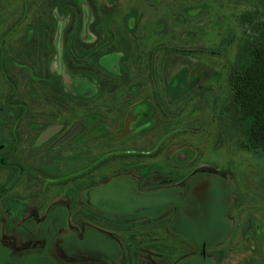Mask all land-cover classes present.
<instances>
[{
	"label": "rangeland",
	"instance_id": "1",
	"mask_svg": "<svg viewBox=\"0 0 264 264\" xmlns=\"http://www.w3.org/2000/svg\"><path fill=\"white\" fill-rule=\"evenodd\" d=\"M77 1L56 0L53 4L51 0H0V51L8 59L33 66L37 46L38 65L44 73L54 53L56 34V20L50 7L73 6L71 15L67 12L64 16L71 23H80L82 15L75 9ZM83 1L96 8L93 15L96 26L92 32L95 30L101 42L110 40L104 47L106 50H117L127 56L124 71L133 75L131 84L120 85L114 77L113 83L108 84L115 92L118 88L119 91L127 88L117 100L121 107L112 111L115 121L122 119L127 107L147 103L151 115L146 120L154 122L141 138L130 142L138 149L153 147V156L138 158L131 164L122 159L117 166L125 170L126 175L136 178L141 192L161 194L185 183H189L191 192L180 201L183 208L175 209L169 203L152 210L144 207L143 214H153L150 217L153 224L137 218V230L133 234L116 235L122 247V260L103 258L102 252L109 256L114 246L83 235L79 201L81 174L72 184L55 182L69 171H81L82 158L76 155L79 151L76 139L52 159L44 158L43 153L40 158H30L25 164V174L11 185L9 201L0 204V261L5 254L2 240L19 242L20 238H13L14 230L27 225L28 220L40 219L41 208L46 210L58 204L72 211L67 221L69 228L76 230L79 238L89 241L86 244L76 239L71 241L79 248L88 246L92 250L80 249L84 256L77 254L76 258L126 264L129 259L124 245L132 241V264H264V154L247 152L235 141L224 142L218 121L219 103L231 96L227 67L234 58L235 43L228 42L237 30L236 17L244 8L230 0ZM30 30H33L31 39L34 40L24 43L30 38ZM70 46L68 41L67 56ZM75 48V54L80 56L77 46ZM119 59L113 55L105 60L104 66L113 70ZM94 60L90 56L84 62L93 68ZM72 68L74 72L80 70ZM5 84L6 80L0 77V100L4 103V95L9 91ZM21 86L15 97L25 96L34 115L36 103L31 91L38 87L25 83ZM129 86L134 90L130 91ZM41 99L46 100L47 112L43 115L46 118L41 119L43 124H48L49 117L58 113L60 104L55 112L54 101L44 99L43 94ZM72 102L77 117L81 110L77 109L75 99ZM9 114L8 117L0 115L2 135L7 124H12L16 112ZM75 117L73 123L77 121ZM29 123L24 125L25 136L33 140L36 133ZM116 130L117 135L119 127ZM160 142L163 149L156 152ZM189 153L191 160H176L178 155ZM55 165L63 172L51 173ZM7 169L0 164V187L3 184L8 187L13 178L14 174L9 175ZM46 178L53 183L45 184ZM174 194L177 196L178 191ZM70 197L74 198V203L70 202ZM13 198L21 202H14ZM16 218L18 220L14 221ZM202 243L205 254L201 257L193 251ZM24 264H48V261L32 260Z\"/></svg>",
	"mask_w": 264,
	"mask_h": 264
},
{
	"label": "flooded vegetation",
	"instance_id": "2",
	"mask_svg": "<svg viewBox=\"0 0 264 264\" xmlns=\"http://www.w3.org/2000/svg\"><path fill=\"white\" fill-rule=\"evenodd\" d=\"M54 1L56 0H51L53 4ZM86 2L78 0L75 4V9L82 15L80 23H71L67 20V16H64L67 12L71 15L73 6L62 9H58L57 6L50 7L51 14L56 20V34L53 40L54 53L44 73L38 65L40 56L37 46L33 66L27 62L20 64L8 59L4 52L0 51V77L6 80V89H9L4 95L5 103L0 100V115L8 117L10 111L16 112L13 114L15 118H11L12 124H7V130L3 135L0 134V164L7 166L9 175L14 174L8 187L5 184L0 187V204L3 205L4 202L9 201L8 196L13 189L11 185H15L25 174V164L30 158H40L43 153L44 158L52 159L54 155L64 151L74 140L78 139L79 151L76 155L82 158L81 171L79 173L69 171L65 177L60 178L62 180H55V182L72 184L73 181H77V175L81 174L82 187L79 201L82 205L83 235L88 239L98 238L113 245L109 256L106 252H102L101 256L119 258L121 261L122 247L117 243L116 235L135 232L137 218L152 225L150 217L153 214H143L144 207L152 210L154 207L169 203L175 209L183 208L180 201L189 196L190 189L188 188L189 183H185L180 188H168L161 194L141 192L136 178L126 175L127 172L117 166L122 159L131 164L138 161V158L153 156V147L150 150H148L150 147L147 150L138 149L136 144L130 142H134L138 137L141 138L146 131L152 128L154 122L152 119L146 120L151 115L147 103L127 107L122 119L115 121L112 111L119 110L121 107L117 100L127 88L120 91L118 88L115 92L108 84L113 83L111 82L113 77L118 79L120 85L131 84L133 75L124 71L127 56L117 50H106L104 47L110 44V40L101 42L95 30L92 32L96 26L93 22L96 8L92 6V3ZM58 16L61 17L57 18ZM60 25L61 38L57 46L56 35ZM32 32L33 30H30V38L24 40V43L33 42ZM68 41L71 46L70 55L67 56L66 43ZM75 46L80 51V56L75 54ZM113 55L119 56L120 59L117 60L113 70H109L104 66V62ZM58 56L60 57L59 63ZM90 56L95 58L93 68H89L84 62ZM73 66L80 70L74 72ZM13 74H16L18 79ZM23 81L27 86L34 84L38 87L31 91L36 103L33 106L34 115H31V106L24 99L25 96L20 99L15 97L19 87L21 85L24 87ZM128 89L134 90L133 86H129ZM42 94L44 99L54 101L55 112L58 103L61 107L57 106L58 113L49 117L50 123L48 124H43L41 119L46 118L43 115L47 114L45 112L46 100L41 99ZM72 99L76 100L77 109L81 110L77 117L74 115ZM74 117L77 121L73 123ZM28 121L30 122L28 126L36 133L33 140L28 135L25 136L27 133L24 125ZM70 123L71 126H69ZM117 124L119 126H115ZM54 125L61 126L60 131L46 142L37 145L44 132ZM78 125H80V130L77 135L57 147ZM116 127L120 129L117 135L115 134ZM13 159L18 161L13 162ZM55 171L63 172L56 165L50 169L51 173ZM44 181L45 184L49 181L53 183L52 179L46 178ZM176 191H178L177 196L174 194ZM3 196L5 199L2 198ZM13 201L21 202L14 198ZM70 202L74 203L73 197H70ZM64 206L66 205L54 204L46 210L41 208L42 217L40 219L28 220L27 225L23 224L14 230L13 238H20L19 242L13 244L12 241L2 240L1 245L5 254L0 264H24L32 260L48 261V264H111L105 260L95 262L85 258H76L77 254L83 255L79 252L80 249L85 252L92 250L88 246L79 248L71 242L74 239L83 244L89 241H86L87 238H79L77 231L69 228L67 221L72 216V211ZM23 236L26 240H23ZM132 243L134 242L127 241L126 246L124 245L126 258L129 259L126 264H132L131 250L134 248ZM193 253L202 257L205 254V244L202 243ZM119 264L122 263L119 262Z\"/></svg>",
	"mask_w": 264,
	"mask_h": 264
},
{
	"label": "trees",
	"instance_id": "3",
	"mask_svg": "<svg viewBox=\"0 0 264 264\" xmlns=\"http://www.w3.org/2000/svg\"><path fill=\"white\" fill-rule=\"evenodd\" d=\"M230 1L244 11L236 17L237 30L228 42L235 43L234 58L227 67L231 96L219 103V128L224 142L235 141L245 151L263 155L264 0ZM156 146V152L163 149L162 142ZM191 158L189 153L184 162Z\"/></svg>",
	"mask_w": 264,
	"mask_h": 264
},
{
	"label": "water",
	"instance_id": "4",
	"mask_svg": "<svg viewBox=\"0 0 264 264\" xmlns=\"http://www.w3.org/2000/svg\"><path fill=\"white\" fill-rule=\"evenodd\" d=\"M60 38H61V25L59 26V29L57 31V35H56V42H57V46L59 45V42H60ZM58 63L60 61V57L58 56ZM61 129V126H51L49 127L45 132L44 134L41 136V138L39 139L37 145H40L44 142H46L47 140H49L51 137H53L55 134H57ZM80 130V125L74 127L72 129V131L58 144L57 147H59L60 145L68 142L71 138H73L75 135H77V133L79 132ZM188 159V155L187 154H182V155H178L176 157V160L178 162H184Z\"/></svg>",
	"mask_w": 264,
	"mask_h": 264
}]
</instances>
